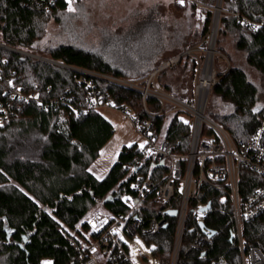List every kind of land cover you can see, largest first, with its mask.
<instances>
[{"label": "trees", "instance_id": "trees-1", "mask_svg": "<svg viewBox=\"0 0 264 264\" xmlns=\"http://www.w3.org/2000/svg\"><path fill=\"white\" fill-rule=\"evenodd\" d=\"M207 3L213 4L214 0ZM45 4L50 7L48 11ZM67 7V0H54L52 4L49 0H0V44L25 51L35 49L46 18ZM222 8L240 16L223 15L219 34L234 35L246 63L262 75L264 84V26L253 29L241 18L264 22V0H223ZM205 14L203 38L210 33L213 20L212 11ZM161 35L158 23L137 25L129 33V45L125 47L128 54L119 66L74 45L56 46L49 52L52 60L66 67L0 47V105L11 108L7 119L0 123V264H41L46 258L53 264L76 260L69 238H79L89 230V216L98 210H124L122 199L106 202L110 196L130 191L138 178L159 181L167 175L168 168L154 164L138 144L125 146L103 178L90 171L101 147L115 133L113 124L99 110L82 111L92 90L114 101L118 108L132 111L138 122L150 121L151 130L158 139L169 142L173 153H189L192 122L180 118L181 111L167 114L153 97L146 98L147 111L140 92L83 72L145 84V78L161 63ZM187 59L183 56L178 64ZM8 86L37 92L42 106L12 101ZM164 89L170 91L168 85ZM212 91L233 105L227 113H210L212 119L237 142L249 141L264 115L259 86L243 68L234 65L219 76ZM182 96L177 97L194 103V86L190 97L188 93ZM244 171L247 174L242 192L247 193L252 189V173ZM221 197L209 186L202 189L203 200L213 205L205 221L208 229L216 231L212 253L224 264H240L238 248L231 241L232 222L222 213L225 210L229 214L230 204L223 203ZM175 227L176 220L171 219L166 230L149 238L155 243L160 264H170ZM244 237L247 246H258L264 252V217L245 222ZM186 248L185 243L179 264H205L197 252L186 253Z\"/></svg>", "mask_w": 264, "mask_h": 264}, {"label": "built area", "instance_id": "built-area-1", "mask_svg": "<svg viewBox=\"0 0 264 264\" xmlns=\"http://www.w3.org/2000/svg\"><path fill=\"white\" fill-rule=\"evenodd\" d=\"M42 1L38 0L39 3ZM52 2L54 0H49V4ZM44 8L48 11L50 7L45 4ZM230 14L240 16L233 12ZM241 18L243 23L253 29L264 26V22ZM0 47L25 57L30 56L28 52L17 48L3 44ZM179 61L177 56L164 63L145 78V84L110 75L97 76L140 92L147 111L146 98L153 97L161 104V111L170 106V112H165L167 114L188 112L193 118L190 151L185 155L173 153L169 142L158 139L151 130L150 121L140 123L132 118L145 140L142 147L144 154L158 167L166 166L168 173L159 181L150 177L138 178L132 183L130 191L120 193L119 199L125 205L121 212L98 210L90 215L87 219L89 230L84 231L79 238H69L77 257L68 264H160L155 243L149 238L166 230L171 219L176 220V227L170 264H179L185 243V252H197L205 264H224L222 258H216L212 253L216 234L211 235L212 230L207 226L203 230L200 225L213 211L212 202L202 198L204 186L219 192L223 203L230 204L229 214L225 210L222 213L228 215L232 222L231 241L238 248L240 264H264V252L258 246H247L244 237V223L264 217V115L251 139L237 142L207 114L209 94L217 83L215 71L207 90L203 89L202 71L192 104L156 86L157 74ZM6 90L12 101L34 102L42 106L41 96L37 92H25L15 86H8ZM108 106L127 113L125 108H118L114 101L99 97L94 90L82 111L100 110ZM10 109V105H0V123L7 119ZM162 162L164 165L160 166ZM245 169L252 173L249 175L252 189L247 193L242 192V181L247 174ZM208 203H211V209L202 212L201 209ZM172 210L178 211L176 217L168 215Z\"/></svg>", "mask_w": 264, "mask_h": 264}, {"label": "rangeland", "instance_id": "rangeland-1", "mask_svg": "<svg viewBox=\"0 0 264 264\" xmlns=\"http://www.w3.org/2000/svg\"><path fill=\"white\" fill-rule=\"evenodd\" d=\"M221 1L223 4V0ZM217 2L218 0H214L213 4H208L207 0H183V3H180L179 0H73L74 11L68 10V4L66 10L46 18L36 48L26 51L30 55L27 57L42 62H47L42 59L55 62L49 55L52 48L60 45H74L77 48L101 55L106 61L119 66L125 59L124 55L128 54L125 47L129 45L126 42L129 41L131 30L144 22L158 23L162 31L159 41L163 46L159 67L175 59L178 54L188 51L189 54H186L187 61L181 64L177 63L178 65L160 72L156 79V86L166 91L164 86L168 85L170 91L166 92L177 96L188 93L190 97V89L192 90V86H194L195 91L209 53L213 20L210 33L203 38L205 13L209 10L212 11L214 18ZM230 13L223 9L221 17L231 15ZM156 35L157 33L155 37ZM152 38L154 39V37ZM181 39L184 43H180ZM189 47L191 48L186 50ZM214 48L216 53L213 69L216 82L219 81V76L226 73L231 66H240L246 71L249 79L259 86L261 103H264L262 75L246 63L245 53L237 48L234 35L219 34L218 31ZM195 62L196 70L193 69ZM83 72L93 76L99 75L93 72ZM130 81H137L140 84L141 80ZM184 90L187 93H183ZM184 102L188 103V100L185 99ZM169 109L164 112L169 113ZM232 109L233 105L230 102L215 95L211 89L207 108L209 117H211L210 113L224 114ZM99 111L113 124L115 129L114 135L101 147L98 157L90 167V171L94 175L103 178L118 160V156L125 146L138 144L143 147L145 140L133 123L134 114L132 111L125 113L113 106L101 108ZM179 116L185 122L193 121L186 111H181ZM100 205L97 207L100 208ZM41 264L53 263L51 259L46 258Z\"/></svg>", "mask_w": 264, "mask_h": 264}, {"label": "water", "instance_id": "water-1", "mask_svg": "<svg viewBox=\"0 0 264 264\" xmlns=\"http://www.w3.org/2000/svg\"><path fill=\"white\" fill-rule=\"evenodd\" d=\"M217 8H219L218 10H219V12H218V16H217ZM222 1L221 0H218V2H217V5H216V7H215V12H214V18H213V29H212V35H211V41H210V46H209V50L211 49V45H212V43H213V33H214V26H216V32L218 33V30H219V24H220V18H221V12H222ZM216 39H217V36H216V38H215V41L214 42H216ZM214 45H215V43H214ZM215 49V48H214ZM214 53H216V51L214 50ZM185 54H187V52H184V53H182V54H180V55H178V61L185 55ZM45 61H47V62H51L50 60H45ZM56 64H58V65H61V66H66V65H64V64H62V63H60V62H55ZM164 165V163L162 162L161 164H160V166H163ZM120 193H117L115 196H110L107 200H106V202H112V203H114L115 201H117L119 198H120ZM211 209V203H208V205L206 206V207H204V208H202L201 209V211L202 212H206V211H208V210H210ZM177 214H178V211L177 210H172V211H169L168 212V215L170 216V217H176L177 216ZM201 225V228L204 230L205 229V227H206V225H205V223H201L200 224ZM216 234V231H212L211 232V235H215Z\"/></svg>", "mask_w": 264, "mask_h": 264}, {"label": "bare ground", "instance_id": "bare-ground-1", "mask_svg": "<svg viewBox=\"0 0 264 264\" xmlns=\"http://www.w3.org/2000/svg\"><path fill=\"white\" fill-rule=\"evenodd\" d=\"M216 11H217V16H218L219 10H216ZM216 36H217L216 26H214L213 43L211 45V49L209 50L207 61L203 67L204 68L203 70V85H204L203 89L204 90L208 89L209 81L214 76V69H213V62H214V57H215V53H214V50H215L214 43L215 42L214 41H215Z\"/></svg>", "mask_w": 264, "mask_h": 264}, {"label": "snow or ice", "instance_id": "snow-or-ice-1", "mask_svg": "<svg viewBox=\"0 0 264 264\" xmlns=\"http://www.w3.org/2000/svg\"><path fill=\"white\" fill-rule=\"evenodd\" d=\"M69 4V11H74L75 9L72 7L73 0H67ZM180 3H183V0H179Z\"/></svg>", "mask_w": 264, "mask_h": 264}]
</instances>
